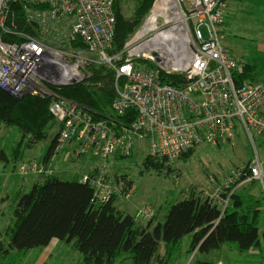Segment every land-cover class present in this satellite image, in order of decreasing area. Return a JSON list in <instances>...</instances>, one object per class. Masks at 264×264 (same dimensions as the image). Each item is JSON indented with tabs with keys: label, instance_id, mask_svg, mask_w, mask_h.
Masks as SVG:
<instances>
[{
	"label": "built area",
	"instance_id": "built-area-1",
	"mask_svg": "<svg viewBox=\"0 0 264 264\" xmlns=\"http://www.w3.org/2000/svg\"><path fill=\"white\" fill-rule=\"evenodd\" d=\"M158 1L114 50L111 0H0V89L18 99L48 100L58 126L51 162L20 163L19 179L52 174L59 155L64 161L127 159L142 143L152 159L173 163L199 145L223 146L241 130L255 155L247 175L228 178L223 189L264 184V159L256 149L259 143L264 151V82L243 75L239 59L223 43L226 3L160 0L162 15L145 25ZM16 3L25 21L21 30L8 24ZM91 66L115 73L116 97L109 116L99 120L60 94L83 82ZM163 74L184 79L170 85ZM79 180L93 187V205L130 200L135 191H123L103 172H82ZM204 196L223 209L230 198L219 192ZM152 217L151 207L137 213L138 221Z\"/></svg>",
	"mask_w": 264,
	"mask_h": 264
},
{
	"label": "trees",
	"instance_id": "trees-1",
	"mask_svg": "<svg viewBox=\"0 0 264 264\" xmlns=\"http://www.w3.org/2000/svg\"><path fill=\"white\" fill-rule=\"evenodd\" d=\"M111 1L116 17L115 50L122 47L155 0ZM19 6V3L12 4L8 24L14 22L21 30L25 21ZM240 66L243 75L253 69ZM87 70L90 75L83 82L62 89L60 94L99 120L109 116L116 97L115 73L106 67L91 66ZM183 79L180 75L163 74V81L170 85L179 84ZM0 126L16 128L21 135L11 152L0 153L3 162L0 167L12 171L22 163L27 151L37 148L46 139L48 129L57 127L58 131L48 100L30 96L18 99L1 89ZM56 139L57 135L44 159L45 165L56 155ZM57 161L60 162V158ZM75 161L69 159L64 163ZM167 164L170 163L149 156L145 159L147 169L161 171ZM101 172L98 168L90 171L92 174ZM114 180L123 191L134 187L128 174H116ZM253 190L248 185L234 192L225 209L209 198L191 193L187 199L171 205L164 222L151 229L137 225L138 220L118 209L115 200L93 205L94 189L82 184L79 175L74 181H62L54 173L46 174L29 192L19 190L10 197L13 216L5 228V240L0 242V264H17L19 258L33 250L49 248L53 242L72 245L81 254L83 264H163L188 235L192 236L190 254L195 251L210 254L227 243L236 244L241 252H247L259 246V225L264 212V201L253 195ZM220 197L225 199L227 194L220 193ZM161 245L166 256H162ZM195 264L212 263L196 261Z\"/></svg>",
	"mask_w": 264,
	"mask_h": 264
},
{
	"label": "rangeland",
	"instance_id": "rangeland-1",
	"mask_svg": "<svg viewBox=\"0 0 264 264\" xmlns=\"http://www.w3.org/2000/svg\"><path fill=\"white\" fill-rule=\"evenodd\" d=\"M223 2L227 5V13L231 1L223 0ZM135 28L132 33L135 32ZM242 28L245 27L241 25L239 28L235 24L230 26L228 21H224L222 26L223 43L226 47L231 48L230 41L231 43L235 42L232 47L240 54V59L235 56L239 61L241 60L242 65L253 68L247 74L248 79L264 82V52L261 51L264 34L243 36L239 33V29ZM246 28L248 29V27ZM202 32L206 35L205 29H202ZM130 35L126 37L123 44ZM56 135L57 127L51 130L48 129L46 139L37 148L27 151L21 162H34L43 165L44 158ZM20 139V132L16 128L0 126V153L2 151L11 152ZM256 149L264 159V151L260 149L259 143H256ZM254 155V148L248 142L244 132L240 130L239 134L227 144L223 146L199 145L186 158L182 157L173 163L167 164L161 171L146 168L145 159L148 157L146 143L139 144L131 158H111L106 162L83 158L67 165L64 163L63 157L59 155L57 159L60 158V162L56 159L53 167L60 170L57 176L62 181H74L80 172L93 171L97 168L113 179L116 174H128L135 188L134 195L130 200L118 202L116 205L118 209L135 217L136 220H138L137 213L141 209L151 207L153 217L150 221L152 222L149 223L144 219L143 221L139 220L137 225L153 229L158 223L164 222L171 205L177 201L187 199L191 193L202 198L205 197L204 195H213L217 192L231 197L240 188L250 185L254 189L253 195L262 198L264 201V184L261 183L252 182L235 185L228 193L226 189H223V185L228 178H232L238 173L247 175ZM2 163L0 160V165ZM7 171L12 174L10 168ZM33 178H36L37 182L41 179L39 176ZM33 178L27 179L34 181ZM12 179L13 177L9 176L8 183L5 184L6 179L2 177V184L5 185L0 192V242L5 240L4 231L13 216L10 197L15 194L13 190H16L14 188H16L18 182L16 180L12 181ZM30 181L29 186L24 190L26 193L31 189L32 182ZM11 184L15 185L14 188L10 186ZM259 237V246L247 252H241L236 244L227 243L221 250L210 254H200L198 251L190 254L192 236L188 235L182 240L181 245L175 250L172 257L170 259L166 258L163 264H195L196 261L212 264H264V212L259 225ZM161 248L162 256H166L163 245H161ZM17 264H83V258L72 245L53 242L49 248L33 250L26 256L19 258Z\"/></svg>",
	"mask_w": 264,
	"mask_h": 264
},
{
	"label": "crops",
	"instance_id": "crops-1",
	"mask_svg": "<svg viewBox=\"0 0 264 264\" xmlns=\"http://www.w3.org/2000/svg\"><path fill=\"white\" fill-rule=\"evenodd\" d=\"M230 1L231 3L228 6V11L226 13L227 16H226L225 22L228 21L230 23V26L235 24L239 28L241 25L245 27V28L239 29V33L243 36H247L251 34L253 36L264 34V0H230ZM246 27H248V29ZM234 43L233 42L231 43L230 41L231 48L229 49L234 53V55H236L240 59V54H238L235 51V48L232 47V44L234 45ZM261 45H262L261 51L264 52V42H262ZM17 166L15 167V170L10 171L12 174H10L7 171V169H3V167H0V171H1L0 176L2 175L0 177V192L2 191L4 185L8 183L9 176L13 177L12 181L16 180L18 182V185L16 186V188H14L15 186L14 184L10 185L12 186V188L16 189V190H13V193L14 192L16 193L19 190H25V188L29 186L28 183L30 180L28 179L36 177V176H31L26 180L20 181L16 174ZM59 171L60 170L57 169V167H53L52 173L57 175ZM81 173L82 172H80L79 174ZM2 177L6 179L4 185L2 184ZM33 179L34 181H30L32 182L31 187L35 184V182H37L36 178H33Z\"/></svg>",
	"mask_w": 264,
	"mask_h": 264
},
{
	"label": "bare ground",
	"instance_id": "bare-ground-1",
	"mask_svg": "<svg viewBox=\"0 0 264 264\" xmlns=\"http://www.w3.org/2000/svg\"><path fill=\"white\" fill-rule=\"evenodd\" d=\"M162 9L163 3L159 0L154 9L147 16L145 25H150L151 23L156 22V19H158L162 15Z\"/></svg>",
	"mask_w": 264,
	"mask_h": 264
},
{
	"label": "water",
	"instance_id": "water-1",
	"mask_svg": "<svg viewBox=\"0 0 264 264\" xmlns=\"http://www.w3.org/2000/svg\"><path fill=\"white\" fill-rule=\"evenodd\" d=\"M19 99H22V98H19Z\"/></svg>",
	"mask_w": 264,
	"mask_h": 264
}]
</instances>
